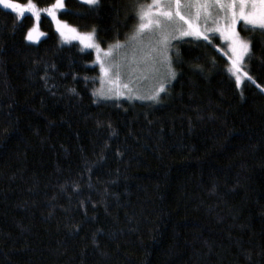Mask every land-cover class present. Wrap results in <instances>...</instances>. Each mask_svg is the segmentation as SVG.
<instances>
[{"label": "trees", "instance_id": "1", "mask_svg": "<svg viewBox=\"0 0 264 264\" xmlns=\"http://www.w3.org/2000/svg\"><path fill=\"white\" fill-rule=\"evenodd\" d=\"M146 1L58 18L118 47ZM35 22L0 5V264H264V30L240 86L217 36L178 39L150 101L100 97L93 52Z\"/></svg>", "mask_w": 264, "mask_h": 264}, {"label": "snow or ice", "instance_id": "2", "mask_svg": "<svg viewBox=\"0 0 264 264\" xmlns=\"http://www.w3.org/2000/svg\"><path fill=\"white\" fill-rule=\"evenodd\" d=\"M84 3L89 6H95L99 3V0H84ZM0 5H3L5 9L13 10L17 14V19L23 17L25 12H30L36 21H40L41 13L44 12L48 17H51L56 25L57 32H59L63 40H68L69 38L78 39L87 48L96 47L99 49V45L94 41V32L79 33L76 28L58 18V11L65 7L63 0H54L46 8H39L35 0H27L26 3H21L19 0H16V2L14 0H0ZM182 7L194 9L195 11L194 13L185 14L181 10ZM212 9H217L215 14H213ZM137 16L140 22L136 26V36H141L146 29L151 28L153 25L160 28L163 23L173 21H176L177 24L183 22L177 29L181 37H202L203 40L211 43L209 33H212L213 36L215 33H219L220 37L228 42V46L233 53L229 71L235 76L237 86L241 84V73L248 80H253L252 76L248 72H243L242 69L241 62L250 53V41L240 37L237 31V22L243 21L246 26L251 25L253 30L256 28L264 30V0H152L151 4L139 7ZM161 17L165 18V20L162 21ZM201 17L204 18L206 25L211 19L215 27L201 29L198 23ZM246 30L248 29L246 28ZM44 35L45 33L39 29V24L34 23L27 30L25 39L37 41ZM157 43L167 48L170 43L168 34L161 33ZM163 56L169 75L174 77L175 73L171 69V61L166 51ZM98 59L100 58L98 57ZM100 70L104 74L109 71L104 66L103 61H101ZM257 86L259 87V85ZM123 87L128 88V85L125 84ZM164 89L165 83L162 82L151 95L136 96L135 98L155 101L158 100L160 93ZM118 95H124V93L119 92ZM133 95L135 94L133 93Z\"/></svg>", "mask_w": 264, "mask_h": 264}, {"label": "rangeland", "instance_id": "3", "mask_svg": "<svg viewBox=\"0 0 264 264\" xmlns=\"http://www.w3.org/2000/svg\"><path fill=\"white\" fill-rule=\"evenodd\" d=\"M151 3L152 0H147L144 5H148ZM181 10L185 14L194 13L195 11L194 9H189L186 7H182ZM212 11L213 14H215L217 9H212ZM26 13L31 14L30 12H25V14ZM42 14L46 13L42 12L41 16ZM161 20L164 21L165 18L161 17ZM139 22L140 21L138 18V23ZM35 23L39 24V21H36ZM182 23L183 22H179V24H177L176 21L170 23L165 22L160 28H157L155 25H153L151 28L146 29L141 36L135 35V28L131 38L126 43L119 44L118 47H116V45L115 47L113 46L111 48L106 49L102 48L97 42L95 32L92 30L82 31L79 30L77 27L67 23L68 25L76 28L79 33L94 32V41L97 45H99V49L96 47L87 48L83 44H81L78 39L69 38L68 40H63L59 32L58 34L62 42H76L82 49L91 50L93 52L94 63L97 64L99 68V83L96 87V90L98 88V94L100 95V97L107 98L108 96L112 95L121 97L148 96L152 94V92L159 86L160 83H164L165 79H167L169 76L168 67L166 62L164 61L163 53L166 51L167 56L170 60V50L173 47V43L178 39L182 38L179 35V31L177 30L180 24ZM198 23L201 29H204L205 27H215V24L211 19L206 25L203 17H201ZM53 25L56 30V25L54 22ZM241 26L242 28L246 27L243 21H238L237 31L239 32L240 37L245 40H248L241 36ZM249 26L252 27L251 25H248V27ZM161 33H167L169 36L170 43L167 48H164L163 46L157 43L160 39ZM211 35L213 34L209 33V36ZM214 36H217L219 38V41L222 45L221 48L224 49L225 53L228 55L230 61V68L233 53L228 46V42L223 40L220 37L219 33H215ZM98 57L100 59H98ZM101 61H103L104 66L109 69L107 74L101 73ZM241 63L243 69L245 59ZM230 73L232 74V72ZM117 76L119 77L118 79ZM233 77L235 78L234 75ZM245 78L246 77L243 76V74L241 73V84ZM125 84L128 85V88L123 87ZM119 92H123L124 95H118ZM133 93L135 95H133Z\"/></svg>", "mask_w": 264, "mask_h": 264}]
</instances>
